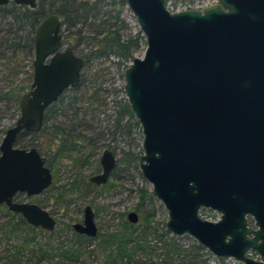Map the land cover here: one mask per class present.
<instances>
[{
  "label": "water",
  "instance_id": "obj_1",
  "mask_svg": "<svg viewBox=\"0 0 264 264\" xmlns=\"http://www.w3.org/2000/svg\"><path fill=\"white\" fill-rule=\"evenodd\" d=\"M124 1L146 45L124 69L123 91L142 132L138 167L167 211L166 230L192 237L215 257L264 264V0H215L176 11L168 0ZM9 2L37 6V0H0V6ZM33 46L29 90L0 141V205L51 231L56 220L46 209L14 200L52 182L38 149L16 141L22 132H38L46 109L80 84L84 60L63 47L54 13L38 24ZM116 161L104 149L90 182L105 184ZM203 209L219 218H202ZM127 218L138 221L135 211ZM72 226L97 235L89 205L82 223Z\"/></svg>",
  "mask_w": 264,
  "mask_h": 264
},
{
  "label": "rangeland",
  "instance_id": "obj_2",
  "mask_svg": "<svg viewBox=\"0 0 264 264\" xmlns=\"http://www.w3.org/2000/svg\"><path fill=\"white\" fill-rule=\"evenodd\" d=\"M175 1L177 3L182 1L186 5L178 4L174 9L171 3ZM213 2L215 0H168V8L172 10L202 8ZM44 7L46 8V6ZM121 16L130 27L129 30L124 31L125 33H135L139 30L136 18L127 5L123 6ZM5 24L6 22L0 18V35L4 33L7 27ZM81 36L82 40L75 50L78 55L87 52L89 49L88 40L84 38L88 36L87 33L84 31ZM70 38L73 42L76 35ZM145 45L141 46L134 57H142ZM66 46H72V44L63 43V47ZM33 58L34 53L29 56L21 51L12 54V56L7 53V56L0 57V141L5 130L12 126L19 116L17 96L22 95L25 90H29L32 81ZM123 64H118L117 59L110 56L95 59L89 65H84L82 74L85 75L86 80L81 83L77 90H66L63 101L49 112L50 115H53V119L49 120L48 125L58 122L67 124L72 121L78 123L84 117L78 129L85 136L94 138L95 142H93L92 149L95 154L88 163L80 164V162L74 161L75 152L66 153L60 160H53L55 182L52 186L32 197H27L25 194L18 195V200L35 202L44 207L57 221L54 230L51 232L35 229L34 235L35 241L43 245L47 252L54 255L43 257L41 254L35 253L31 256L30 252L24 249L19 257L20 264H104L102 252L98 246L102 235L122 231L127 221V213L130 211H135L139 215V220L133 223L137 229L143 222V214L136 209L141 202L139 189L140 187L146 188L151 192V184L142 177L138 165L135 163L118 164L115 175L111 176L104 186H97V189L87 186L85 183L90 175L98 172L96 166L99 164V157L104 149L113 150L117 160L124 156L123 151L131 150L139 156L142 154L140 125L139 128L132 127L129 135L123 134L121 131L115 135L110 133L119 110L118 104L125 98ZM90 100L93 101L92 104H90ZM54 119L55 121H53ZM122 122L124 123V120ZM123 130L127 131L128 128L125 127ZM41 136L39 148L42 152L47 151L51 146L54 147L50 140L51 135L40 134L39 137ZM30 138V135H26L22 141L28 143L32 139ZM79 151L88 153V144L81 147ZM83 179L84 181H82ZM73 183H76L77 187L73 191L67 192L66 190ZM63 192L66 193L65 197L60 195ZM58 199H62V202ZM141 204L140 209L142 211L154 210V223L151 224L156 226L159 232H162L163 229L166 230L167 211L161 201L152 195V198L147 197ZM86 205H89L95 213V222L98 227V233L95 237L83 235L80 237L75 234L76 232L72 227L74 223L82 222L83 210ZM1 210L0 225L7 222V217L3 216ZM200 216L208 220H216L219 217L216 211H205V209L200 211ZM169 236L173 235L169 233ZM176 238H179L180 243L186 245L195 241L188 235ZM155 241L153 236L147 238L150 245L155 244ZM69 245L80 250L77 260L68 259L58 254L60 246ZM5 248H7V244L2 240L0 242V264L7 261L4 257L7 255ZM10 254L13 255V250L9 251L8 255ZM211 256L209 263L216 264V257L212 254ZM141 259L144 260L143 257ZM227 260L233 264H240L232 259Z\"/></svg>",
  "mask_w": 264,
  "mask_h": 264
},
{
  "label": "trees",
  "instance_id": "obj_3",
  "mask_svg": "<svg viewBox=\"0 0 264 264\" xmlns=\"http://www.w3.org/2000/svg\"><path fill=\"white\" fill-rule=\"evenodd\" d=\"M171 4L174 9L178 4L186 5L182 1L179 3L175 1ZM125 5L124 0H38L36 8L33 9L25 5H15L13 2L0 6V18L6 22L5 25L7 26L5 31L3 30L4 33L0 35V57L7 56V53L12 56L18 51L29 56L33 55L34 32L38 24L47 15L54 13L62 21L63 43H71L74 52L82 40V33L84 31L87 33L88 36L84 38L88 40L89 49L79 55L83 58L84 65L87 66L98 58L113 56L117 59L118 64L124 63L123 69H125L134 58L135 53L142 45H145V38L140 30L135 33L124 32L130 28L121 16L122 8ZM71 29L75 30L72 31ZM73 35H76V39L72 42L70 37ZM85 80L86 77L82 74L80 84L66 90H77ZM26 92L25 90L23 94ZM64 93L57 102L46 110L41 130L22 133L16 141L20 147L36 146L39 152L47 157L46 164L53 171L52 184L55 182L53 160L58 161L66 153L75 152L74 161L84 164L88 163L95 154L92 149L93 142H95L94 138L85 136L78 129L84 117L78 123L72 121L67 124L58 122L48 125L49 120L53 119V115H50L49 112L63 101ZM22 95L19 94L17 100L20 101ZM92 103L93 101L90 100V104ZM118 106L119 110L110 133L115 135L121 131V133L129 135L132 127L139 128V123L130 111L125 98ZM125 127L128 128L127 131L123 130ZM40 134L51 135L50 140L54 147L51 146L47 151L42 152L39 148V142L42 140V136L39 137ZM26 135H30L32 138L28 143L22 141ZM86 144L89 148L88 153L79 151ZM123 152L124 156L117 160V165L121 163L138 165L140 156L137 153L131 150ZM99 165L96 166L97 171L100 169ZM116 167L111 176L115 175ZM85 183L92 188H98L88 180ZM76 187V183H73L66 191L71 192ZM139 191L141 192V202L136 209L143 214V222L137 229L135 224L126 221L122 231L102 235L98 246L102 252L104 264H210L211 254L199 243L196 241L188 245L180 243L179 238L169 236L170 232L167 230L163 229L162 232H159V229L151 224L154 223V210L142 211L140 206L147 197L152 198V193L141 187ZM60 195L65 197L66 193L63 192ZM58 200L62 202V199ZM3 214L4 217H7V222L0 225V242L3 240L7 244V248L4 249L7 251V255L4 256L7 261L4 264H20L19 257L24 249L28 250L31 256L35 253H39L43 257L54 255L47 252L43 245L35 241L34 235L37 228L29 225L20 214L10 212L8 209H5ZM75 234L82 237L78 233ZM149 236L155 237V244L150 245L147 242ZM33 244L36 245L30 246ZM58 249H60L58 254L68 259L77 260L80 254V250L71 245L60 246ZM11 250H13V255H8ZM215 260L216 264H233L226 258L216 257Z\"/></svg>",
  "mask_w": 264,
  "mask_h": 264
},
{
  "label": "flooded vegetation",
  "instance_id": "obj_4",
  "mask_svg": "<svg viewBox=\"0 0 264 264\" xmlns=\"http://www.w3.org/2000/svg\"><path fill=\"white\" fill-rule=\"evenodd\" d=\"M37 1H38V0H37ZM9 3H10V2H9ZM14 4H15V3H14ZM6 5H7V4H6ZM15 5H17V4H15ZM2 6H3V5H2ZM25 6H26V5H25ZM62 35H63V34H62ZM56 102H57V101H56ZM54 103H55V102H54ZM52 104H53V103H52ZM52 104H51V105H52ZM51 105H50V106H51ZM50 106H49V107H50ZM49 107H48V108H49ZM48 108H47V109H48ZM47 109H46V110H47ZM45 112H46V111H45ZM43 124H44V119H43ZM42 127H43V125H42ZM42 127H41V128H42ZM40 130H41V129H40ZM22 133H31V132H22ZM22 133H20V135H21ZM18 137H19V136H18ZM17 139H18V138H17ZM16 145H17V144H16ZM17 146H18V145H17ZM19 147H20V146H19ZM31 147H33V146H31ZM34 147H36V146H34ZM23 148H30V147H23ZM36 148H37V147H36ZM37 149H38V148H37ZM107 149H108V148H107ZM110 150H111V149H110ZM38 151H39V150H38ZM111 151H113V150H111ZM102 152H103V151H102ZM113 152H114V151H113ZM101 154H102V153H101ZM114 154H115V152H114ZM41 155H42V154H41ZM43 156H44L45 159L47 160V157H46L45 155H43ZM100 156H101V155H100ZM99 159H100V157H99ZM46 165H47V164H46ZM116 165H117V161H116ZM116 165H115V167H116ZM47 166H48V165H47ZM99 166H100V165H99ZM48 167H49V166H48ZM115 167H114V169H115ZM49 168H50V167H49ZM114 169H113V170H114ZM50 170H51V169H50ZM100 170H101V166H100V169H99L98 172H100ZM113 170H112V172H113ZM98 172H97V173H98ZM112 172H111V173H112ZM51 173H52V171H51ZM97 173H96V174H97ZM93 175H94V174H93ZM90 176H92V175H90ZM90 176H89V177H90ZM89 177H88V181L90 182ZM110 177H111V175H110ZM108 180H109V179H108ZM52 182H53V174H52ZM52 182H51V184H50L45 190H43L42 192L46 191L50 186H52ZM107 182H108V181H107ZM107 182H106V183H107ZM90 183H92V182H90ZM106 183H105V184H106ZM92 184L95 185V186H103V185H105V184H102V185H96V184H94V183H92ZM42 192H41V193H42ZM19 194H25V193H17V194L14 196V200L19 201V202H30V201H22V200H18L17 197H18ZM25 195H26V194H25ZM37 195H38V194H37ZM26 196H27V195H26ZM34 196H35V195H34ZM27 197H32V196H27ZM31 203H35V202H31ZM36 204H37V203H36ZM37 205H39V204H37ZM39 206H40V205H39ZM86 206H87V205H86ZM40 207H42V206H40ZM42 208H44V207H42ZM1 209H2L3 211H5V209H8V208H7L4 204H2V205H0V210H1ZM44 209H45V208H44ZM2 210H1V211H2ZM92 210H93V209H92ZM3 211H2V213H3ZM9 211H10V210H9ZM47 211H48V210H47ZM205 211H214V210L205 209ZM10 212H12V211H10ZM48 212H49V211H48ZM93 212H94V211H93ZM14 213H15V212H14ZM128 213H129V212H128ZM128 213H127V215H128ZM136 213H137V212H136ZM17 214H18V213H17ZM83 215H84V210H83ZM94 215H95V213H94ZM137 215H138V213H137ZM218 216H219V214H218ZM21 217H22V216H21ZM218 218H219V217H218ZM218 218H217V219H218ZM217 219H216V220H217ZM248 219H249V222H250L251 225H252V224H253L252 219H251L250 217H249ZM55 220H56V219H55ZM138 220H139V215H138ZM82 221H83V220H82ZM127 221H129L128 218H127ZM211 221H215V220H211ZM56 222H57V221H56ZM79 223H82V222H79ZM55 226H56V225H55ZM72 227H73V226H72ZM35 228H36V227H35ZM54 228H55V227H54ZM97 228H98V227H97ZM37 229H41V228H37ZM73 229H74V228H73ZM41 230H43V229H41ZM53 230H54V229H53ZM44 231H47V230H44ZM51 231H52V230H51ZM51 231H47V232H51ZM74 231H75V230H74ZM75 232H76V231H75ZM76 233H78V232H76ZM78 234H79V233H78ZM80 235H83V234H80ZM83 236H86V235H83ZM88 237H89V236H88ZM175 237H176V236H175ZM179 237H180V236H179ZM252 257H254V258H256V259H260L259 256H258L257 254H255V253L252 254Z\"/></svg>",
  "mask_w": 264,
  "mask_h": 264
}]
</instances>
